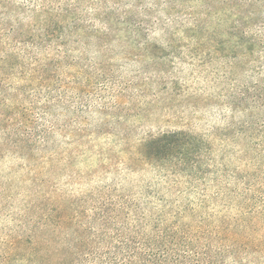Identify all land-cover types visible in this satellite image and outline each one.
<instances>
[{
	"label": "rangeland",
	"instance_id": "rangeland-1",
	"mask_svg": "<svg viewBox=\"0 0 264 264\" xmlns=\"http://www.w3.org/2000/svg\"><path fill=\"white\" fill-rule=\"evenodd\" d=\"M80 1L87 10L78 17L99 38L81 28L71 54L56 57L59 95L36 114L47 138L32 159L23 148L2 153L1 238L58 203L88 202L111 188L217 198L209 213H235L239 173L259 162L264 174V0ZM9 5L20 7L14 20L32 19ZM13 79L20 88L19 74ZM167 132L206 140L210 152L197 168L207 189H189L186 174H176L182 166L146 158V144ZM262 255L236 262L264 264Z\"/></svg>",
	"mask_w": 264,
	"mask_h": 264
},
{
	"label": "trees",
	"instance_id": "trees-1",
	"mask_svg": "<svg viewBox=\"0 0 264 264\" xmlns=\"http://www.w3.org/2000/svg\"><path fill=\"white\" fill-rule=\"evenodd\" d=\"M9 4L22 5L32 19L25 16L26 24L14 20L20 7ZM84 10L80 0H0V147L7 139L0 158L13 146L23 148L22 157L30 161L46 140L47 133L35 122L59 95L53 86L60 77L56 57L71 54L81 28L99 38L78 17ZM18 74L20 88L13 86ZM146 145V158L183 167L176 174H186L189 189L208 188L206 173L197 168L210 152L206 140L167 132ZM241 177L242 192L236 196L240 208L222 216L208 212L207 205L217 198L192 200L181 194L183 198L173 199L159 189L123 195L111 188L88 202L71 201L66 208L58 203L26 230L0 236V264H237L240 254L264 257V174L259 162L237 180Z\"/></svg>",
	"mask_w": 264,
	"mask_h": 264
}]
</instances>
